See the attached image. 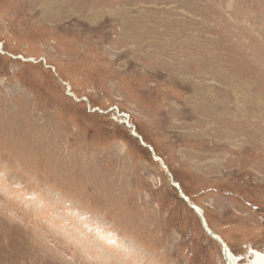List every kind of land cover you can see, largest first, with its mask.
I'll return each mask as SVG.
<instances>
[{
	"label": "rangeland",
	"instance_id": "1",
	"mask_svg": "<svg viewBox=\"0 0 264 264\" xmlns=\"http://www.w3.org/2000/svg\"><path fill=\"white\" fill-rule=\"evenodd\" d=\"M0 45V264L264 253V0H0Z\"/></svg>",
	"mask_w": 264,
	"mask_h": 264
},
{
	"label": "water",
	"instance_id": "2",
	"mask_svg": "<svg viewBox=\"0 0 264 264\" xmlns=\"http://www.w3.org/2000/svg\"><path fill=\"white\" fill-rule=\"evenodd\" d=\"M66 88H67V92H68V88H69V87L66 86ZM123 117H124L123 120H125V124H126L127 126H129L130 128H132V130H131V131H132V134L136 137V139L138 140L139 144H140L142 147H144V148H146V147L149 148L150 151H151V155H152L153 159H156L157 162L160 164V166H162L163 169L167 172L168 182H169L170 185H172V186L175 187L176 192H177V195L183 200L184 203H186V204H187L191 209H193L194 212L197 214V217L199 218V220H200V222H201V225H202V228H203L204 232H206L207 235L210 236L213 240L218 241V243L221 244L222 249H223V251H224V253H225V251H226V247H225L224 242L221 241L220 238H219L217 235L214 236V234L212 233V231H211L210 229H208L207 224H206V223L204 222V220L202 219V214H201V212H200V211L198 210V208H196L192 203H190V201H189V199L187 198L186 195L184 196L183 192L181 191V187H180V185H179L178 183H176V182L173 180V177H172V175H171L169 169L167 168V166H164V165H163L162 160H160V159L156 156V154L154 153V151H153V149H152L151 147H149L148 145H145V144L143 143L141 137L135 132V128H133L131 124H128V123H127V121H128V116H127V115H124Z\"/></svg>",
	"mask_w": 264,
	"mask_h": 264
},
{
	"label": "bare ground",
	"instance_id": "3",
	"mask_svg": "<svg viewBox=\"0 0 264 264\" xmlns=\"http://www.w3.org/2000/svg\"><path fill=\"white\" fill-rule=\"evenodd\" d=\"M76 99V98H75ZM77 100V99H76ZM124 116V115H123ZM124 123H125V120H124ZM128 123V122H127ZM136 132V131H135ZM191 203V202H190ZM193 204V203H192ZM194 205V204H193ZM195 206V205H194ZM196 207V206H195ZM198 208V207H196ZM198 210L200 211V209L198 208ZM201 212V211H200ZM203 219V217H202ZM204 220V219H203ZM206 223V222H205ZM209 229V228H208ZM211 230V229H210ZM213 233V232H212ZM214 236L216 235L215 233H213ZM211 238V237H210ZM212 239V238H211ZM221 240V239H220ZM218 242V241H217ZM225 247H226V244H225ZM227 250V249H226ZM226 253V251H225ZM247 257L250 259L248 262L249 264H264V253L261 254V253H257V252H254L252 250V248L250 249V252H249V255L247 253ZM226 260H230L229 262L231 263H228V264H239L240 261L234 257V255L231 254V252L229 251V248H228V259Z\"/></svg>",
	"mask_w": 264,
	"mask_h": 264
},
{
	"label": "trees",
	"instance_id": "4",
	"mask_svg": "<svg viewBox=\"0 0 264 264\" xmlns=\"http://www.w3.org/2000/svg\"><path fill=\"white\" fill-rule=\"evenodd\" d=\"M178 198H179V200L184 204L183 200H182L179 196H178ZM181 202H180V203H181Z\"/></svg>",
	"mask_w": 264,
	"mask_h": 264
},
{
	"label": "built area",
	"instance_id": "5",
	"mask_svg": "<svg viewBox=\"0 0 264 264\" xmlns=\"http://www.w3.org/2000/svg\"><path fill=\"white\" fill-rule=\"evenodd\" d=\"M2 49L1 45H0V50Z\"/></svg>",
	"mask_w": 264,
	"mask_h": 264
},
{
	"label": "clouds",
	"instance_id": "6",
	"mask_svg": "<svg viewBox=\"0 0 264 264\" xmlns=\"http://www.w3.org/2000/svg\"><path fill=\"white\" fill-rule=\"evenodd\" d=\"M2 50V49H1Z\"/></svg>",
	"mask_w": 264,
	"mask_h": 264
}]
</instances>
